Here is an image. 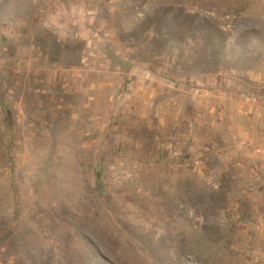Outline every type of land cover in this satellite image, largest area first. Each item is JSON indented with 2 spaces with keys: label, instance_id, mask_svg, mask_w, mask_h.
<instances>
[{
  "label": "rangeland",
  "instance_id": "374dc122",
  "mask_svg": "<svg viewBox=\"0 0 264 264\" xmlns=\"http://www.w3.org/2000/svg\"><path fill=\"white\" fill-rule=\"evenodd\" d=\"M0 264H264V0H0Z\"/></svg>",
  "mask_w": 264,
  "mask_h": 264
}]
</instances>
